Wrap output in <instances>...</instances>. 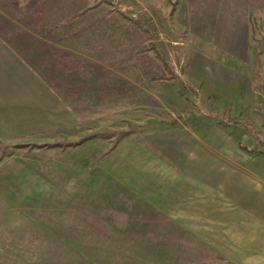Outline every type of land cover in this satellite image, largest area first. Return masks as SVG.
<instances>
[{"label":"rangeland","instance_id":"374dc122","mask_svg":"<svg viewBox=\"0 0 264 264\" xmlns=\"http://www.w3.org/2000/svg\"><path fill=\"white\" fill-rule=\"evenodd\" d=\"M8 39L65 77L11 79L0 264H198L197 232L264 216V0H0Z\"/></svg>","mask_w":264,"mask_h":264},{"label":"crops","instance_id":"0c3cea01","mask_svg":"<svg viewBox=\"0 0 264 264\" xmlns=\"http://www.w3.org/2000/svg\"><path fill=\"white\" fill-rule=\"evenodd\" d=\"M22 41H26V39ZM28 41L34 44L27 51L24 49L11 50V39L5 41L6 43L0 42V47H7V49H0V127H11V101H16L14 97H11L15 94V92L11 93V79H54L56 80L54 83L55 89L57 90L58 87L59 90L63 89L61 87L62 82L58 84L57 80H63L65 77L59 75L65 63L62 62V59L54 60V58H51V60H47L49 53L53 55L52 52H54L58 56V51L53 48L49 49V45L43 39ZM88 52L86 48H77V50L71 51L74 60L68 61V68L77 71L80 68L83 70L88 69L84 64L89 61L81 60L82 57H87ZM66 78H69V76H66ZM34 83L33 89L29 90L27 94L25 92L26 96L57 93L53 92L52 88H48L44 82L41 86L45 85V88H40L41 86L36 85V82ZM27 98L30 99L31 97ZM216 222L219 226H217L215 232L205 230L197 232L200 254L193 256L196 263L264 264V216L222 215L220 220ZM190 233L188 232V234ZM186 257L184 256L182 261L180 256H177V261L174 263L148 262L146 264H195L186 260Z\"/></svg>","mask_w":264,"mask_h":264},{"label":"trees","instance_id":"16d2710c","mask_svg":"<svg viewBox=\"0 0 264 264\" xmlns=\"http://www.w3.org/2000/svg\"><path fill=\"white\" fill-rule=\"evenodd\" d=\"M138 24V26L139 27H141L142 28V25L141 24H139V23H137ZM165 68H166V70L168 71V73L170 74V75H173L172 74V72L169 70V68H168V66L165 64ZM229 123H231V124H233V125H240L238 122H233V121H228V124ZM247 124H245L244 126H246ZM257 142L260 144V140H259V138H257ZM240 147L244 150V151H247V152H249V153H251V154H255L256 152H255V150H250V149H248L245 145H240ZM263 153V152H262Z\"/></svg>","mask_w":264,"mask_h":264}]
</instances>
